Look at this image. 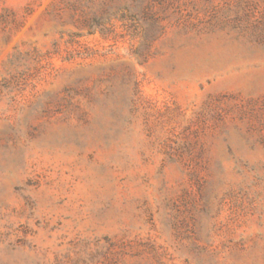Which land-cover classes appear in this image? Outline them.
I'll return each mask as SVG.
<instances>
[{
  "label": "rangeland",
  "instance_id": "rangeland-1",
  "mask_svg": "<svg viewBox=\"0 0 264 264\" xmlns=\"http://www.w3.org/2000/svg\"><path fill=\"white\" fill-rule=\"evenodd\" d=\"M0 264H264V0H0Z\"/></svg>",
  "mask_w": 264,
  "mask_h": 264
}]
</instances>
